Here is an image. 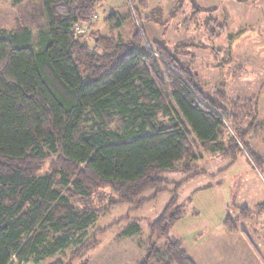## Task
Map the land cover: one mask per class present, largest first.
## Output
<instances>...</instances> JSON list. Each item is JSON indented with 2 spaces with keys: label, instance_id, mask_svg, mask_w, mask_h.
<instances>
[{
  "label": "trees",
  "instance_id": "obj_1",
  "mask_svg": "<svg viewBox=\"0 0 264 264\" xmlns=\"http://www.w3.org/2000/svg\"><path fill=\"white\" fill-rule=\"evenodd\" d=\"M102 1L42 0L49 28L37 52L31 30L18 19L11 30L0 27V264L54 254L73 234L90 229L98 210L88 201L96 191L111 189L109 209L133 203L137 210L169 184L171 199L150 224L147 253L138 264H196L183 240L170 235L183 214L180 188L206 174L196 169L201 156L196 143L201 151L230 158L219 173L240 155L264 166V154L249 143L264 132L258 97L229 100L221 90L208 95L191 67L140 30L128 40L98 33L91 46L74 26L90 24ZM197 15L195 6L192 22ZM106 21H113V32L121 26L116 13ZM211 21L216 20L208 22L215 37ZM178 169L188 173L180 182L163 175ZM149 189H155L152 196L141 198ZM78 199L84 208L72 202ZM258 205L264 213V202ZM251 215L249 207H239L223 224L231 233L248 235L238 223ZM129 228L119 237L138 232L136 220ZM52 234L60 235L45 252ZM155 237H164V245ZM90 240L71 260L98 245L97 236Z\"/></svg>",
  "mask_w": 264,
  "mask_h": 264
},
{
  "label": "rangeland",
  "instance_id": "obj_2",
  "mask_svg": "<svg viewBox=\"0 0 264 264\" xmlns=\"http://www.w3.org/2000/svg\"><path fill=\"white\" fill-rule=\"evenodd\" d=\"M110 6L116 7L113 9L116 12L124 10L123 13L126 7L129 15L125 25L114 32L105 25L112 11ZM195 6L198 15L192 22L190 17ZM95 14L90 24L82 26L84 31L81 33L91 46L95 43L92 36L98 33H114L128 40L133 31L140 30L143 38L162 42L191 67L208 95L221 90L229 100L257 96L258 119L264 120V0H147L146 5L140 0H104L96 5ZM16 19L31 30L34 51L41 50L42 32H48L49 28L42 0H0V27L11 30ZM209 20H216L215 23L211 21L215 37L209 33ZM185 22L189 26H185ZM91 25L93 31L89 30ZM145 44L151 47L152 43L147 41ZM250 120L244 121L243 129ZM257 145L264 152V132L257 138ZM196 148L198 154L201 153L196 169L204 170L206 174L192 178L180 188L179 203L183 214L171 227L170 235L183 240L184 248L196 264H264V213L258 212V204L264 202V166L257 167L244 157L235 167L217 173L229 164L230 158L204 150L203 153L197 143ZM49 164L42 174L48 171ZM163 175L180 182L188 173L178 169ZM165 187L156 199L137 210L133 209V203L118 204L109 209L111 189L96 191L88 201L98 210L90 229L73 234L67 246L49 254L46 251L50 244L60 235L52 234L43 256L34 255L25 262L14 257L9 264H49L58 259L70 264H84L86 259L87 264H138L147 253L150 224L171 199L173 184ZM154 191L149 189L140 197L149 198ZM72 202L78 208H84L83 199ZM245 206L251 209L252 215L239 226L248 235L234 236L235 241L230 245L226 242L228 232L223 219L227 214L235 216L238 208ZM134 220L139 231L119 237L130 229ZM113 223L112 228L98 232ZM96 236L98 245L87 256L71 260L72 254L85 241ZM154 241L163 246L165 238L155 237Z\"/></svg>",
  "mask_w": 264,
  "mask_h": 264
},
{
  "label": "crops",
  "instance_id": "obj_3",
  "mask_svg": "<svg viewBox=\"0 0 264 264\" xmlns=\"http://www.w3.org/2000/svg\"><path fill=\"white\" fill-rule=\"evenodd\" d=\"M112 6V5H111ZM110 6V8L112 9V11L111 12H113V13H116V15L119 17V19H120V21H121V26L119 27V28H115V30H117L118 31V29H121V27L122 26H124L125 25V23L127 22V18H128V20H129V15L127 14V12H126V7H125V13H123L122 11H124V10H122V11H114L113 9H115L116 7H111ZM110 12V13H111ZM120 15V16H119ZM113 22V21H112ZM112 22H110V21H106V24L105 25H109V29L110 30H112L113 29V25H112ZM112 27V28H111ZM93 26L91 25L90 26V29L89 30H91V31H93ZM100 30V29H99ZM113 32V31H112ZM116 35V34H115ZM261 136V135H260ZM260 136H258V137H251L250 139H249V143L255 148V149H257L259 152H261L262 154H264V152L263 151H261L260 149L261 148H259V146L257 145V138L259 139L260 138ZM203 153H204V151H203ZM217 156H220V155H217ZM247 158V156L246 155H240L239 157H238V159H237V161L231 166V167H229L228 169H230V168H232V167H235L236 166V163L240 160V159H243V158ZM248 159V158H247ZM227 169V170H228ZM227 170H225V171H227ZM219 171V170H218ZM217 171V173H219ZM224 171V172H225ZM195 178V177H194ZM192 179V178H191ZM191 179H189L187 182H185V184H187ZM184 184V185H185ZM183 185V186H184ZM237 215V214H236ZM235 215V216H236ZM264 216V215H263ZM246 219H240V222L238 223V226H239V224L240 223H243L244 221H245ZM224 225V224H223ZM239 229L241 230H244V228H240V226H239ZM227 230V229H226ZM227 235H226V242H228V244H230V245H233L232 243L235 241V239H234V236H236V235H238V234H241L242 236H244V234H242V233H231V232H229L228 230H227Z\"/></svg>",
  "mask_w": 264,
  "mask_h": 264
},
{
  "label": "built area",
  "instance_id": "obj_4",
  "mask_svg": "<svg viewBox=\"0 0 264 264\" xmlns=\"http://www.w3.org/2000/svg\"><path fill=\"white\" fill-rule=\"evenodd\" d=\"M95 17H97V15H95ZM135 17V16H134ZM87 28V27H86ZM84 27H82V26H80L79 24H76L75 26H74V31H75V33H76V35H79V34H81L84 30ZM142 32V31H141Z\"/></svg>",
  "mask_w": 264,
  "mask_h": 264
}]
</instances>
